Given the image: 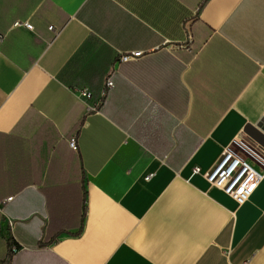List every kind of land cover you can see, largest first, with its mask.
Here are the masks:
<instances>
[{
    "label": "crops",
    "instance_id": "crops-1",
    "mask_svg": "<svg viewBox=\"0 0 264 264\" xmlns=\"http://www.w3.org/2000/svg\"><path fill=\"white\" fill-rule=\"evenodd\" d=\"M251 128L264 0H0V264H264V171L193 173Z\"/></svg>",
    "mask_w": 264,
    "mask_h": 264
},
{
    "label": "built area",
    "instance_id": "built-area-1",
    "mask_svg": "<svg viewBox=\"0 0 264 264\" xmlns=\"http://www.w3.org/2000/svg\"><path fill=\"white\" fill-rule=\"evenodd\" d=\"M20 26L30 31L35 30L29 22L22 23ZM50 30L52 31L53 28L51 27ZM142 56L143 53L141 52L120 53L117 62L135 61ZM113 88L114 82L108 78L103 85L100 99L96 103L94 102V94L88 89L80 90L78 97L88 105L90 112L98 111L103 107ZM70 145L77 150L76 140L73 139ZM262 171H264V149L250 138L243 136L235 139L224 149L220 160L212 169L204 172L201 168H196L193 173L205 178L212 188L222 191L236 203L243 205L249 201L255 191L262 177ZM152 178L153 175H149L146 177V181H150ZM18 250L17 247H14L13 253L16 254Z\"/></svg>",
    "mask_w": 264,
    "mask_h": 264
},
{
    "label": "water",
    "instance_id": "water-1",
    "mask_svg": "<svg viewBox=\"0 0 264 264\" xmlns=\"http://www.w3.org/2000/svg\"><path fill=\"white\" fill-rule=\"evenodd\" d=\"M247 134L262 147H264V135L260 131L251 128V130L247 131Z\"/></svg>",
    "mask_w": 264,
    "mask_h": 264
},
{
    "label": "trees",
    "instance_id": "trees-1",
    "mask_svg": "<svg viewBox=\"0 0 264 264\" xmlns=\"http://www.w3.org/2000/svg\"><path fill=\"white\" fill-rule=\"evenodd\" d=\"M13 247H17V248H19V247L16 245V243L10 241V250H11V252H12V248H13Z\"/></svg>",
    "mask_w": 264,
    "mask_h": 264
},
{
    "label": "bare ground",
    "instance_id": "bare-ground-1",
    "mask_svg": "<svg viewBox=\"0 0 264 264\" xmlns=\"http://www.w3.org/2000/svg\"><path fill=\"white\" fill-rule=\"evenodd\" d=\"M251 185H252V182H251Z\"/></svg>",
    "mask_w": 264,
    "mask_h": 264
}]
</instances>
